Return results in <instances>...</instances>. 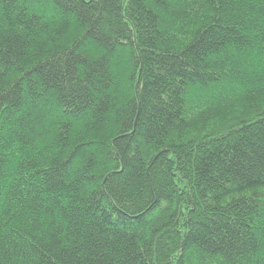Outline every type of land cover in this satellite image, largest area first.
Masks as SVG:
<instances>
[{
    "label": "trees",
    "instance_id": "trees-1",
    "mask_svg": "<svg viewBox=\"0 0 264 264\" xmlns=\"http://www.w3.org/2000/svg\"><path fill=\"white\" fill-rule=\"evenodd\" d=\"M0 264H264V0H0Z\"/></svg>",
    "mask_w": 264,
    "mask_h": 264
}]
</instances>
